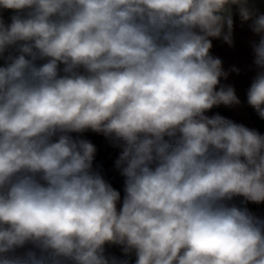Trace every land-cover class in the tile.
Returning <instances> with one entry per match:
<instances>
[{"label": "clouds", "instance_id": "clouds-1", "mask_svg": "<svg viewBox=\"0 0 264 264\" xmlns=\"http://www.w3.org/2000/svg\"><path fill=\"white\" fill-rule=\"evenodd\" d=\"M234 16L264 121L257 0H0V264H264V134L213 111L241 105Z\"/></svg>", "mask_w": 264, "mask_h": 264}, {"label": "trees", "instance_id": "trees-1", "mask_svg": "<svg viewBox=\"0 0 264 264\" xmlns=\"http://www.w3.org/2000/svg\"><path fill=\"white\" fill-rule=\"evenodd\" d=\"M11 10L4 11V16L7 19L12 15ZM234 47H229L221 40H213L212 54L219 57L223 61V66L227 70L232 65H235L241 69L240 75L232 73L229 75L226 81L223 83L230 84L235 87L236 94L241 100V105L234 109H227L221 107L214 109V112H219L221 115L233 119L238 123H243L248 127H254L262 134H264V121L260 120L255 111L247 105L246 92L249 88L253 77L256 72L252 64L253 50L252 45L258 43L260 36L254 34L248 24H241L239 17L234 16ZM85 137L90 139L98 148L96 160L94 166H100L103 169L105 178L108 179L113 187L122 192V178L119 177L113 169V162L118 155V150H115L109 146L102 136H98L93 133H86ZM250 212L256 217L264 219V204L247 205ZM110 251L114 252L113 249ZM119 255V253H118ZM134 261V257L132 258Z\"/></svg>", "mask_w": 264, "mask_h": 264}, {"label": "rangeland", "instance_id": "rangeland-1", "mask_svg": "<svg viewBox=\"0 0 264 264\" xmlns=\"http://www.w3.org/2000/svg\"><path fill=\"white\" fill-rule=\"evenodd\" d=\"M257 3H258V7H259L260 11L264 12V0H257ZM116 251L120 255L119 249L116 248Z\"/></svg>", "mask_w": 264, "mask_h": 264}, {"label": "built area", "instance_id": "built-area-1", "mask_svg": "<svg viewBox=\"0 0 264 264\" xmlns=\"http://www.w3.org/2000/svg\"><path fill=\"white\" fill-rule=\"evenodd\" d=\"M13 14V13H12ZM113 249V251H115L116 252V254L118 255V252L116 251V248H112Z\"/></svg>", "mask_w": 264, "mask_h": 264}]
</instances>
